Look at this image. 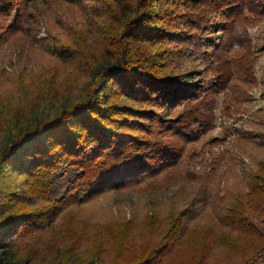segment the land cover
<instances>
[{"label":"trees","instance_id":"16d2710c","mask_svg":"<svg viewBox=\"0 0 264 264\" xmlns=\"http://www.w3.org/2000/svg\"><path fill=\"white\" fill-rule=\"evenodd\" d=\"M40 1L0 0V17L17 8L23 18ZM62 1L81 16L53 39L58 67L20 87L19 100L0 99V264H264V156L245 192L226 193L216 222L189 225L188 207L172 206L136 225H92L69 208L51 226L74 200L180 171L186 147L215 125V94L229 89L241 107L254 82L247 28L263 18L258 0ZM230 6L211 43L208 17ZM202 40L213 88L188 82L176 64L184 54L209 60ZM174 100L183 110L167 118Z\"/></svg>","mask_w":264,"mask_h":264},{"label":"rangeland","instance_id":"374dc122","mask_svg":"<svg viewBox=\"0 0 264 264\" xmlns=\"http://www.w3.org/2000/svg\"><path fill=\"white\" fill-rule=\"evenodd\" d=\"M44 1L38 3L35 13L28 9L23 18L16 19L17 8L6 17H0V99L19 100L22 87H29L37 75L58 67L51 49L53 39L63 37L69 15L81 16L74 4L62 0ZM232 7L208 17L205 34L211 43L220 42L224 21ZM258 9L262 20L247 28L255 58L254 82L248 85L241 107L237 106L229 89L214 95L215 125L199 141L186 147L180 171L179 168L169 169L134 187L104 189L85 199L74 200L53 215L51 226L58 229L60 216L69 208L74 209L76 219L87 224L121 220L136 225L147 215L164 217L172 206L179 210L188 207L191 211L189 225L212 223L226 207L222 205L227 192L247 190V172L256 169V163L264 156L261 141L264 134V0H258ZM234 49L235 44L229 52ZM201 51L210 59L184 54L176 62L178 71L185 74L188 82L213 88L217 76L208 68L214 63L212 47L202 40ZM182 110L183 101L174 100L161 112L167 118H175ZM64 184L61 183L62 188ZM44 245L41 240L37 242L38 248ZM44 251L48 254L46 249Z\"/></svg>","mask_w":264,"mask_h":264}]
</instances>
